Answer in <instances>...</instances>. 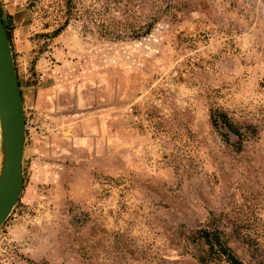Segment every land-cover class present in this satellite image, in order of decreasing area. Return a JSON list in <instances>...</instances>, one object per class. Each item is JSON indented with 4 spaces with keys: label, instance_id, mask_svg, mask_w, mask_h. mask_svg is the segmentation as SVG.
Here are the masks:
<instances>
[{
    "label": "rangeland",
    "instance_id": "374dc122",
    "mask_svg": "<svg viewBox=\"0 0 264 264\" xmlns=\"http://www.w3.org/2000/svg\"><path fill=\"white\" fill-rule=\"evenodd\" d=\"M0 12L26 116L0 264H231L198 237L208 227L264 264V0ZM215 109L241 138L213 126Z\"/></svg>",
    "mask_w": 264,
    "mask_h": 264
},
{
    "label": "water",
    "instance_id": "95a60500",
    "mask_svg": "<svg viewBox=\"0 0 264 264\" xmlns=\"http://www.w3.org/2000/svg\"><path fill=\"white\" fill-rule=\"evenodd\" d=\"M0 227L24 187L26 116L13 46L0 12Z\"/></svg>",
    "mask_w": 264,
    "mask_h": 264
},
{
    "label": "trees",
    "instance_id": "16d2710c",
    "mask_svg": "<svg viewBox=\"0 0 264 264\" xmlns=\"http://www.w3.org/2000/svg\"><path fill=\"white\" fill-rule=\"evenodd\" d=\"M64 27L59 28L54 32V36L59 35ZM8 29V28H7ZM10 37V34H9ZM211 121L215 128L226 127L229 132L239 136H243V133L239 126L230 118V116L223 110L215 109L211 112ZM199 238H204L206 243L212 251H215L223 256H227L228 262L231 264H243L233 254L226 242L220 237V231L215 228H202L198 232Z\"/></svg>",
    "mask_w": 264,
    "mask_h": 264
},
{
    "label": "crops",
    "instance_id": "0c3cea01",
    "mask_svg": "<svg viewBox=\"0 0 264 264\" xmlns=\"http://www.w3.org/2000/svg\"><path fill=\"white\" fill-rule=\"evenodd\" d=\"M43 93H41V95H42Z\"/></svg>",
    "mask_w": 264,
    "mask_h": 264
}]
</instances>
